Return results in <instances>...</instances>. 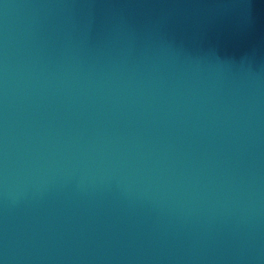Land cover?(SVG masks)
Returning <instances> with one entry per match:
<instances>
[{
  "label": "water",
  "instance_id": "water-1",
  "mask_svg": "<svg viewBox=\"0 0 264 264\" xmlns=\"http://www.w3.org/2000/svg\"><path fill=\"white\" fill-rule=\"evenodd\" d=\"M0 264H264V0H0Z\"/></svg>",
  "mask_w": 264,
  "mask_h": 264
}]
</instances>
